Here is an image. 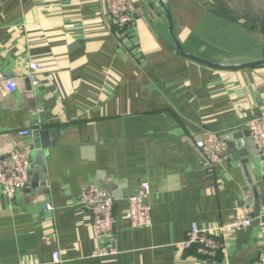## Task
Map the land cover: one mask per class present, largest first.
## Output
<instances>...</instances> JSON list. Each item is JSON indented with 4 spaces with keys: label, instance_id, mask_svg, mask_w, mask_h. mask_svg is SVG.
Returning a JSON list of instances; mask_svg holds the SVG:
<instances>
[{
    "label": "crops",
    "instance_id": "0c3cea01",
    "mask_svg": "<svg viewBox=\"0 0 264 264\" xmlns=\"http://www.w3.org/2000/svg\"><path fill=\"white\" fill-rule=\"evenodd\" d=\"M131 1L121 36L106 0H0V72L17 85L0 102V160L17 148L30 157L27 188L0 193V264H55L53 252L58 264L264 261L253 224L213 258L179 247L191 224L208 229L234 219L244 200L253 214L264 204V157L246 132L264 116V65L227 72L182 59L160 4ZM161 4L188 54L221 65L264 60V0ZM33 61L38 86L25 78ZM44 131L55 134L43 140ZM211 135L235 144L215 167L195 147ZM87 184L113 197L111 238L95 236L79 204ZM140 184L152 222L132 229L124 212ZM109 247L115 256L90 257Z\"/></svg>",
    "mask_w": 264,
    "mask_h": 264
},
{
    "label": "built area",
    "instance_id": "2783aa9c",
    "mask_svg": "<svg viewBox=\"0 0 264 264\" xmlns=\"http://www.w3.org/2000/svg\"><path fill=\"white\" fill-rule=\"evenodd\" d=\"M105 11L111 17L114 27L121 36L123 30L133 23V5L131 0H106ZM40 64L30 62L25 78L33 86H38ZM17 90L16 81L0 72V102ZM246 132L257 153L264 157V116L250 120ZM21 136L29 135L28 131L20 133ZM195 147L201 152L205 164L210 167L222 165L230 158L227 144L217 136L211 135L199 140ZM30 171V157L26 148H17L10 151L0 160V193L12 198L15 193L27 188ZM264 188V181H263ZM148 186L140 184L136 194L127 200L124 218L132 229L147 228L151 225V207L147 203ZM80 206L89 212L93 220V229L97 238H111L114 230L113 197L95 184L82 187L79 194ZM50 210V206H46ZM261 236H264V204L259 208L257 215L253 214L252 207L244 200L239 206L234 219L229 222L200 229L196 224H191L185 239L179 246L184 255L193 251L195 256L213 258L217 252L223 251L227 238L235 232L250 227L253 223ZM116 255L114 248L98 249L91 254L92 258H110ZM53 262H60L58 252L52 254ZM251 264H264L258 260Z\"/></svg>",
    "mask_w": 264,
    "mask_h": 264
},
{
    "label": "water",
    "instance_id": "95a60500",
    "mask_svg": "<svg viewBox=\"0 0 264 264\" xmlns=\"http://www.w3.org/2000/svg\"><path fill=\"white\" fill-rule=\"evenodd\" d=\"M156 4L157 5L160 4V6L159 5L158 6L165 12V17H166V20L168 23V33H169V35H170V37L174 43L176 53L180 58L191 61L193 63H196L198 65H201V66L213 69V70L227 71V72H238V71L247 70V69H254L258 66L264 65V60H257L254 62L243 63V64H239V65H221V64L213 63V62H210L208 60H204V59L198 58L194 55L188 54L187 52H185V50L183 49L181 44L178 42V40L174 34V28H173V23H172L170 13L161 4V0H156ZM151 8H153L152 5H151ZM49 134H55V132L44 131L41 133V137L43 138V140H45ZM231 142L227 143L228 149L229 148L233 149L235 146V144H233V142L232 143ZM41 181L43 182V180H41ZM43 183H41V184L43 185ZM257 213H258V211L256 210L254 215L256 216ZM253 225L256 226V223L254 222Z\"/></svg>",
    "mask_w": 264,
    "mask_h": 264
}]
</instances>
